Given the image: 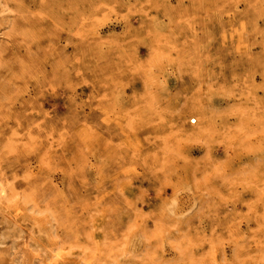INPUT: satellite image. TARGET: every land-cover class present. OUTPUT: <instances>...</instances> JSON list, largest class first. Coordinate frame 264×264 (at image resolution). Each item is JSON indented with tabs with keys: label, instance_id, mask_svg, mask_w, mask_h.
I'll list each match as a JSON object with an SVG mask.
<instances>
[{
	"label": "rangeland",
	"instance_id": "obj_1",
	"mask_svg": "<svg viewBox=\"0 0 264 264\" xmlns=\"http://www.w3.org/2000/svg\"><path fill=\"white\" fill-rule=\"evenodd\" d=\"M0 183L18 264H264V0H0Z\"/></svg>",
	"mask_w": 264,
	"mask_h": 264
},
{
	"label": "bare ground",
	"instance_id": "obj_2",
	"mask_svg": "<svg viewBox=\"0 0 264 264\" xmlns=\"http://www.w3.org/2000/svg\"><path fill=\"white\" fill-rule=\"evenodd\" d=\"M10 22V21H9ZM8 25V24H7ZM5 26V25H4ZM9 26V25H8ZM5 190L3 186L0 183V196H3ZM6 200V199H5ZM5 216V215H4ZM8 218V217H7ZM12 221V220H11ZM14 223V222H13ZM17 227V226H16ZM20 228V227H19ZM52 232V231H51ZM29 233V232H28ZM29 235V234H28ZM142 237V236H141ZM29 239V238H28ZM32 243V242H31ZM59 244V243H58ZM28 245V244H27ZM17 246V245H16ZM25 246V244H24ZM57 247V246H56ZM73 249V248H72ZM77 249V248H76ZM19 250V249H18ZM23 252V251H22ZM28 253L31 255V253L28 251ZM57 253V252H55ZM65 253V252H64ZM35 254V253H34ZM26 255V254H24ZM28 255V254H27ZM55 255V254H54ZM20 256V255H19ZM36 256V255H35ZM32 257V255H31ZM37 257V256H36ZM33 259V258H32ZM23 260V259H22ZM115 262V261H114ZM0 264H18L15 262V256L12 254L7 248H0ZM20 264H32L31 260L28 261L23 260Z\"/></svg>",
	"mask_w": 264,
	"mask_h": 264
}]
</instances>
